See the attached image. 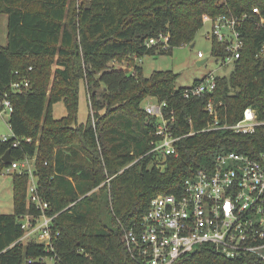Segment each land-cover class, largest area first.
Returning <instances> with one entry per match:
<instances>
[{"label": "trees", "instance_id": "obj_1", "mask_svg": "<svg viewBox=\"0 0 264 264\" xmlns=\"http://www.w3.org/2000/svg\"><path fill=\"white\" fill-rule=\"evenodd\" d=\"M256 5L264 15V0H88L71 12L69 0H0V13L8 15V42L0 50V97L7 93L13 103V137L0 138V174L12 164L2 160L8 150L14 159L36 157L39 192L49 202L47 212L55 215L58 232L54 250L60 261L54 264H136L124 229L141 222L154 196L179 194L185 180L212 166L221 152L264 154V124L248 134L203 131L213 118L207 110L210 101L222 123H236L248 106L264 119V53L257 55L264 24H244L241 57L228 76L218 78L213 93L186 97L187 87L176 88L178 74L172 70L146 76L135 61L132 70L114 65L136 56L171 54L192 43L207 18ZM161 34L168 36L167 48L147 45ZM212 54L226 56L225 45L214 41ZM53 62L52 73L48 65ZM26 77L30 86L15 91L12 83ZM82 86L89 113L79 122ZM148 97L167 102L165 111H174L173 129L181 136L178 156L169 155L162 163L150 152L157 137L156 118L142 105ZM59 101L66 114L56 118L53 106ZM17 138L22 142L14 146ZM28 182L26 173H12L13 212L0 213V264H48L41 257L53 254L44 243L21 240L25 230L19 215L39 210L28 198ZM173 264L264 261L254 255L228 259L206 244Z\"/></svg>", "mask_w": 264, "mask_h": 264}, {"label": "built area", "instance_id": "obj_2", "mask_svg": "<svg viewBox=\"0 0 264 264\" xmlns=\"http://www.w3.org/2000/svg\"><path fill=\"white\" fill-rule=\"evenodd\" d=\"M249 20L264 24V15L258 5L248 11L219 14L205 21L211 23L206 38L212 45L214 41L225 45L227 54L219 58L226 67L229 64L234 66L235 60L241 57L245 46L242 27ZM159 43L167 48L168 36L161 34L159 38L147 41L148 46ZM263 53L264 42L257 55ZM204 56L203 51L198 52V57ZM219 77L222 76L209 73L187 87L185 96L213 93ZM11 86L15 91H21L30 86V80L26 77ZM152 99L143 108L150 117L156 118L157 138L152 141L150 152L155 154L158 163H162L169 155L178 156L177 143L181 136L173 129L176 123L174 111H165L167 102ZM207 110L213 118L203 131L232 129L248 134L264 124V119L251 106L246 107L242 118L233 124L220 121L212 101ZM12 111L13 103L5 93L0 97V112ZM0 138L8 139L6 136ZM23 140L32 142V137ZM21 142L17 138L13 145L18 146ZM34 159L35 156L14 159L3 173L19 171L29 176L27 195L39 210L19 215L18 221L25 230L21 240L44 243L53 254L42 256L41 260L54 264L60 261L54 250L58 235L53 229L55 215L48 214L49 202L39 192ZM123 238L136 264H173L182 255L206 244L228 259L254 255L264 261V154L255 157L234 150L219 153L212 166L197 169L185 180L179 194L159 193L154 196L141 222L124 229Z\"/></svg>", "mask_w": 264, "mask_h": 264}, {"label": "rangeland", "instance_id": "obj_3", "mask_svg": "<svg viewBox=\"0 0 264 264\" xmlns=\"http://www.w3.org/2000/svg\"><path fill=\"white\" fill-rule=\"evenodd\" d=\"M88 0H69V12L74 8L78 11V7L87 3ZM211 23L208 21L202 29L197 33L195 40L189 44H183L175 47L170 54L161 55H145L141 57H133L124 62L116 61L114 65H122L129 70H132L133 61L142 66L144 74L150 76L157 70H172L178 74L176 79V88L190 87L196 80L204 78L209 73H214L219 76H228L233 69V64L227 67L222 63V60L212 54V43L206 38V32L210 30ZM8 42V15L0 13V50L5 49ZM203 51L204 57H198V52ZM205 60L201 65L199 60ZM54 61V60H52ZM52 73L56 67L53 62L48 65ZM86 80L81 81L85 84ZM86 85V84H85ZM102 87L96 88L97 92H101ZM151 97L145 99L142 103L145 106L149 101H153ZM54 115L56 118H61L66 114V107L63 101H59L53 106ZM89 113V104L86 91L82 86L80 89V101L78 121L83 122L87 119ZM10 112H0V137L12 138L13 133L9 125ZM36 162V159L33 160ZM12 173L0 174V213L13 212V194H12Z\"/></svg>", "mask_w": 264, "mask_h": 264}, {"label": "water", "instance_id": "obj_4", "mask_svg": "<svg viewBox=\"0 0 264 264\" xmlns=\"http://www.w3.org/2000/svg\"><path fill=\"white\" fill-rule=\"evenodd\" d=\"M205 62V60H199L198 61V64L201 65ZM2 160L5 162V163H10L14 160V158L12 157V155L10 154V151L8 150L2 157Z\"/></svg>", "mask_w": 264, "mask_h": 264}]
</instances>
